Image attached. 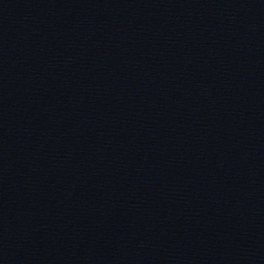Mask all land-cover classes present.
<instances>
[{"label":"water","instance_id":"95a60500","mask_svg":"<svg viewBox=\"0 0 264 264\" xmlns=\"http://www.w3.org/2000/svg\"><path fill=\"white\" fill-rule=\"evenodd\" d=\"M0 264H264V0H0Z\"/></svg>","mask_w":264,"mask_h":264}]
</instances>
